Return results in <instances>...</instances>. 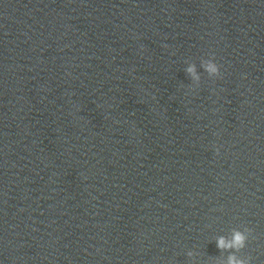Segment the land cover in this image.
I'll return each instance as SVG.
<instances>
[{"label":"water","instance_id":"obj_1","mask_svg":"<svg viewBox=\"0 0 264 264\" xmlns=\"http://www.w3.org/2000/svg\"><path fill=\"white\" fill-rule=\"evenodd\" d=\"M244 226L264 264V0H0V264H218Z\"/></svg>","mask_w":264,"mask_h":264},{"label":"clouds","instance_id":"obj_2","mask_svg":"<svg viewBox=\"0 0 264 264\" xmlns=\"http://www.w3.org/2000/svg\"><path fill=\"white\" fill-rule=\"evenodd\" d=\"M201 68L208 74L209 78H222L221 65L215 62L214 53L210 54V58L202 59L200 62ZM186 74L194 82L196 87L189 85V90L194 91L199 88L201 82V75L197 73L195 63L188 64L185 68ZM216 154H219V147L215 148ZM250 238L254 239L253 229L249 227L233 228L230 237L219 236L216 239L217 247L223 252L227 251L229 254L226 260L218 261V264H252V257L250 255H238L244 250ZM189 257L193 255L191 251L187 253Z\"/></svg>","mask_w":264,"mask_h":264}]
</instances>
